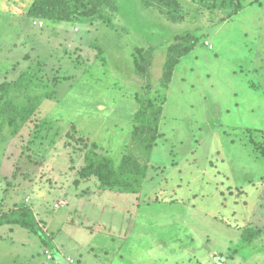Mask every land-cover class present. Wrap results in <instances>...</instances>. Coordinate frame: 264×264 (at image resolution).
I'll return each mask as SVG.
<instances>
[{"label": "rangeland", "instance_id": "rangeland-1", "mask_svg": "<svg viewBox=\"0 0 264 264\" xmlns=\"http://www.w3.org/2000/svg\"><path fill=\"white\" fill-rule=\"evenodd\" d=\"M103 8L68 22L10 17L17 60L0 84L29 76L11 104L37 107L16 133L0 129V213L30 207L52 246L0 225V264H264V0ZM145 96L162 107L150 156L132 139ZM91 152L112 161L104 182L80 176ZM126 172L137 191L117 186Z\"/></svg>", "mask_w": 264, "mask_h": 264}, {"label": "trees", "instance_id": "trees-1", "mask_svg": "<svg viewBox=\"0 0 264 264\" xmlns=\"http://www.w3.org/2000/svg\"><path fill=\"white\" fill-rule=\"evenodd\" d=\"M15 1L24 2V6L22 5L23 7L21 8L19 6V8L16 6L14 7L16 4ZM26 1L27 3L25 4ZM111 2L112 0H2V4L9 7L10 12L13 14H23V16L28 17V19L39 18L46 22L62 20L68 22L71 20L72 15H76L83 19L102 17L104 15L103 7L111 4ZM171 57H174V55L168 52L167 58ZM175 59L176 58H173L170 61L171 64L176 62ZM151 61L152 56L148 52H141L138 55V58L134 61L135 72L142 78L146 91L151 90L152 88L150 80L151 74L149 70ZM7 65L9 64L6 63L3 68L8 69ZM0 70H2V68H0ZM28 73L29 72H24L23 75H28ZM163 73L165 77L164 85H166L171 78V71L168 65L164 66ZM27 79H29V76L24 80ZM17 81H20V83L17 82L14 84L10 81H6L0 84V101L3 100L0 105V129L6 124L11 127V133H16L21 128V125L27 120L29 114L37 107V104H32L35 97H29L27 102H23L24 105L29 107V112H23L21 105L18 107L11 104L12 88L16 86L26 88V86H28L22 81L21 76ZM137 101L139 103V108L134 115L136 124L132 132V139H134L135 143H137V145L144 151L146 156H150L155 145V140L159 136L158 123L162 107L158 105L155 100L147 96L138 97ZM86 161L87 165H85L79 172L81 178L94 175L104 182L113 169L112 161L108 157L96 152H91L90 155L88 154ZM120 176H122L120 179L121 184L120 186H117L120 187L121 191L131 192L138 190L137 186L132 182L129 183L127 181L133 176L132 172H126L124 173V176ZM132 185L133 187H131ZM114 186L116 187V185ZM3 224L18 225L37 233L41 236L48 247L52 246V242L47 239V236L38 225L33 210L28 206H21L20 208L10 210L9 212L0 213V225ZM73 261L74 260L71 262Z\"/></svg>", "mask_w": 264, "mask_h": 264}, {"label": "crops", "instance_id": "crops-1", "mask_svg": "<svg viewBox=\"0 0 264 264\" xmlns=\"http://www.w3.org/2000/svg\"><path fill=\"white\" fill-rule=\"evenodd\" d=\"M15 15L16 14H13L12 12H10L9 7H7V6H4L3 9H0V68H3V66L6 63L10 64V63H13L17 60V58L15 57L16 52L13 49L14 46H11L10 41H9L10 34H11L10 29L13 28L11 25L12 19H10V17L15 16ZM4 16H5V18H4ZM10 48H12L13 50L10 51ZM13 51H14V54L11 53ZM124 220H126V218ZM124 224L125 225L120 224V226L123 228L126 225H128V222H126ZM132 230H133V224L131 225L129 232H131ZM113 234L114 233H112V235ZM110 241H113V240H110ZM163 245H164V243H163ZM159 247H162V246L159 245ZM123 248H124V246H123ZM61 249H62V247H61ZM58 250H59V248H58ZM60 254H64V253L60 252ZM126 256L128 259H131V264L136 263V261L133 258L129 257L128 255H126ZM150 258H151V261L149 263H145V262L141 261V262L136 263V264H157V261H156L157 256L156 257L151 256ZM151 262H153V263H151Z\"/></svg>", "mask_w": 264, "mask_h": 264}, {"label": "built area", "instance_id": "built-area-1", "mask_svg": "<svg viewBox=\"0 0 264 264\" xmlns=\"http://www.w3.org/2000/svg\"><path fill=\"white\" fill-rule=\"evenodd\" d=\"M217 264H222V259L217 261Z\"/></svg>", "mask_w": 264, "mask_h": 264}]
</instances>
